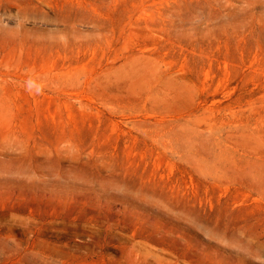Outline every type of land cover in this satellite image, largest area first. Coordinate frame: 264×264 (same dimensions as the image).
<instances>
[{
	"label": "rangeland",
	"instance_id": "1",
	"mask_svg": "<svg viewBox=\"0 0 264 264\" xmlns=\"http://www.w3.org/2000/svg\"><path fill=\"white\" fill-rule=\"evenodd\" d=\"M0 264H264V0H0Z\"/></svg>",
	"mask_w": 264,
	"mask_h": 264
}]
</instances>
